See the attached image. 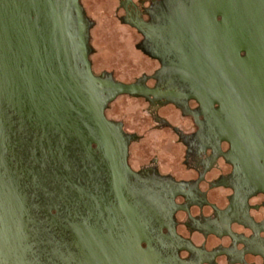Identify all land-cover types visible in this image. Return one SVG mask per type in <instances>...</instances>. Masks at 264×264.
<instances>
[{
  "label": "flooded vegetation",
  "instance_id": "obj_1",
  "mask_svg": "<svg viewBox=\"0 0 264 264\" xmlns=\"http://www.w3.org/2000/svg\"><path fill=\"white\" fill-rule=\"evenodd\" d=\"M114 1L124 84L159 94L103 104L109 153L83 119L37 131L1 122L24 236L41 264H264V0ZM79 4L91 73L114 82L93 60ZM28 14L44 24L42 9ZM69 69L82 71L78 58Z\"/></svg>",
  "mask_w": 264,
  "mask_h": 264
},
{
  "label": "water",
  "instance_id": "obj_2",
  "mask_svg": "<svg viewBox=\"0 0 264 264\" xmlns=\"http://www.w3.org/2000/svg\"><path fill=\"white\" fill-rule=\"evenodd\" d=\"M65 2L73 12L74 25L71 13L63 10L56 0H21L13 7L0 6V129L1 122L9 119H18L20 124L27 123L36 131L45 125L51 130L83 119V130L97 137L103 151L109 153L114 151L113 134L103 115V104L117 95L157 96L159 93L124 84L123 56L127 42L124 28L114 16V0H82L88 19L94 24L90 30L93 60L98 67L114 70V82L92 75L88 26L82 8L79 0ZM40 9L44 12V24L35 16ZM26 13L34 15L36 20L29 22ZM76 58L82 67L80 73L69 69L70 60L75 62ZM1 145L0 137V264H41L39 244L24 236L27 223H23L22 217L27 218L28 214L25 195L22 190L16 191L19 185L14 177L17 176L3 168L11 158L5 159L3 153L7 148ZM255 145H258V160L264 161V143ZM83 246L90 254L86 236ZM33 247L39 249L38 253L32 251ZM89 260L87 255L86 262Z\"/></svg>",
  "mask_w": 264,
  "mask_h": 264
}]
</instances>
